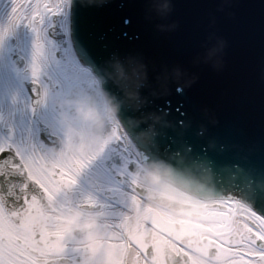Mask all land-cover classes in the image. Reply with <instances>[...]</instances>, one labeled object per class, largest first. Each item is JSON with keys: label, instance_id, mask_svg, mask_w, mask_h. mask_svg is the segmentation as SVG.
<instances>
[{"label": "water", "instance_id": "1", "mask_svg": "<svg viewBox=\"0 0 264 264\" xmlns=\"http://www.w3.org/2000/svg\"><path fill=\"white\" fill-rule=\"evenodd\" d=\"M154 1L155 0H95L94 2L100 4L102 12L100 16L93 18L97 24V29L93 35L98 38L94 41L88 36L87 30L83 28V22L81 23V17L78 12L81 6L75 5L74 10L77 12V15L74 21V31L77 44L80 48H83L81 50L85 60L87 62H92L95 68H98L102 72L105 81L104 90H107L112 96L113 101L117 103L116 106L120 112L121 118L127 121V129L134 135L136 141L150 152L147 163H159L161 165V173H163V171L173 172L174 178L180 184L196 190H198L202 182L205 181L204 177H208L207 181H211L214 175L212 172L214 169H212V167H215L217 172L218 170L220 171L219 176H216L215 182H213L216 185V191L221 193L224 190H233L236 188L246 192L247 195L254 194L253 196L257 199V202L263 205L264 166L261 164L251 166L245 165V162L239 159L235 162L231 160L228 162H221V160L218 159L217 152L214 151V146L206 140L204 142L199 140L201 132L197 129V123L194 122L190 125L188 120V122H186L187 125L180 130L173 128L174 125L170 124L176 123L178 117L182 115L184 110L182 112H176L175 115H168V118L163 114L164 111L168 109L167 100L162 98V93L170 86L168 85V81L171 83L175 82L178 87L180 86V89H182V82L178 84L176 82L178 76L174 74L175 71H169L170 66L167 55L159 56V58L154 60V64L156 63L162 69L158 71L157 74L151 72L150 68L153 61L150 60V56L154 53L152 47L149 45L153 44V42L155 44V42L165 40L166 38L169 39L168 41L173 40L175 42L178 40L175 37H180L175 34V29H170L168 26H166L165 29H157L156 23L154 22V17L156 18L154 15ZM248 1L230 0L228 5L224 6L223 20L225 23L229 24L231 27L238 22L240 18L239 10H243ZM103 8L107 11L104 14ZM156 15L160 14L156 12ZM260 15L261 11L256 12V20H258V22H261ZM60 18L61 14L52 16V24L48 29V34L56 42L55 57L58 62L62 63L65 61L64 51L66 48V37L59 26ZM126 18L129 20L128 23H125ZM179 18L180 17H177L176 21H178ZM207 23L209 24V20H207ZM208 24L205 26V30H203L204 33H207ZM258 26L264 29L263 22ZM239 28L242 29V25H240ZM218 33H220V31H217L215 35ZM148 38L151 39V41H149L150 43H146V39ZM11 42H13V40H11ZM170 44L171 43L168 42L166 46H170ZM213 44H215V42H213ZM219 49L220 47L216 46L214 48V54H218ZM85 52L88 53L87 57H85ZM261 55L262 53L260 56ZM146 58H148L147 61ZM11 59L16 68L19 69L23 67L24 60L20 57L15 48L13 49V53H11ZM260 59L264 60L262 56L260 58L256 54L252 57L253 62H257ZM216 60L217 56L210 59L211 62H215ZM229 60L230 59H228V61ZM144 61L146 62L142 64ZM117 62H121L120 65L123 68L122 76L117 74L115 67ZM235 64H237L235 61L232 63L227 62V65L230 67H233ZM130 66L142 70L143 73L150 78H153V75L156 74V79L163 80L162 85L159 84L157 87L155 85L154 99L151 95L144 98V96H146L144 92L130 79V74H134V71H129L128 67ZM187 66L189 67L188 71H190V74L186 73L180 77V80L183 81L184 84L183 92L187 97L182 101L180 100L183 102H180L181 106L188 105V103L192 101V97L197 99L201 95V93L197 91L200 89V85L206 81V77H204V79L200 78L201 74L197 75L198 71L194 70L196 69V65L190 63ZM231 71L232 76L238 73V70L235 69ZM28 74L29 71L25 70L24 75L28 76ZM227 77L229 79L224 81V83L229 86H234L236 80H230L232 77H230L229 74H227ZM22 83L27 88L31 100V113L37 121V127L40 130V139L46 145L51 146L53 152H56L61 144L60 137L50 134L48 126L36 118L41 99V86L36 81L25 80ZM156 88L160 90H156ZM222 90V88H215L213 90L214 92H212L211 88H206V85L203 84L202 92L203 94L210 93L213 99L216 98L217 100L218 96L215 95V93H219ZM128 91H134L136 95H129ZM156 91H159V93L156 94ZM176 95H178V93L170 94V96H173L172 99H174V97L176 98ZM130 96L131 98H129ZM90 100L98 107L100 96L92 90L90 92ZM175 101L179 102L178 99H175ZM168 114H172L171 110H168ZM170 129L173 131L172 133H170ZM3 131L9 138H13L10 128L3 127ZM112 134L111 122L107 118L100 135L109 137ZM147 138L155 140L157 146L148 142ZM164 139H166V141ZM161 145H164L163 150L158 148V146L162 147ZM229 147L230 145L225 148L228 149ZM242 156H244V153H241L240 157ZM221 157H223L224 161L229 160L226 155ZM208 159L210 161L207 163L210 164L209 166L211 168L209 167V171L202 175L201 172L205 171L203 163ZM128 169L139 177L143 176V171L134 163H131ZM14 171L17 174L15 179L16 187L20 189V191H14L6 185L5 189L0 191V196L9 204H14L23 195L21 185L27 184L31 185L28 191L34 195L39 194L41 196L40 203H44L45 194L36 188L37 182L28 177L25 167L22 165ZM191 173H196L200 176L192 175ZM5 181H7V175H5ZM204 184L205 187L211 186L209 183ZM33 189H36V191L33 192ZM136 190L142 195L149 193V191L142 188H136ZM156 201L174 209L189 207L187 204L165 197H161ZM166 254L168 256V261L172 264L175 258L174 253L168 250ZM49 264H54V262H50Z\"/></svg>", "mask_w": 264, "mask_h": 264}, {"label": "bare ground", "instance_id": "2", "mask_svg": "<svg viewBox=\"0 0 264 264\" xmlns=\"http://www.w3.org/2000/svg\"><path fill=\"white\" fill-rule=\"evenodd\" d=\"M35 2L36 0H0V102L1 99H4L8 101L7 105L5 106V104L3 105L4 108H8V116H4V108H2L1 104H0V124L1 126H7L10 127L12 130L16 129L18 132H22L25 134L26 139L24 141H22L21 138H19L18 140H13V142L20 144L23 147L28 148L29 146V150H33L34 153L36 155L39 156L40 160L42 159L41 153L39 152V145L35 144L36 142V138H34V136L36 137V129L34 126V122L31 118V116L29 115V112H25L23 113L20 109H16L13 110L12 107L18 102L22 103V106L24 104V99L28 100V97L25 93L21 92V86L19 85L18 81L16 80L15 76L12 73L11 70V66L9 64V61L7 59V52L9 50V48L13 47L17 50V52L19 53V55H22L20 52L25 48V46H23L21 40L23 37H25V35L30 32L31 30L34 31L33 25L30 23V17L31 14L34 10L35 7ZM69 0H60V10L58 12L55 13H62L63 17L60 20V26L61 28L64 30L66 36H68V19H67V12L69 9ZM55 3V0H54ZM23 15L25 16V21L23 22V25L20 27H15V19L18 15ZM54 14V13H53ZM51 16V15H50ZM50 16L45 20L44 22V26L43 28L40 30L39 34L41 39L43 40H47L45 34V26L46 24H48V21L50 19ZM30 26V27H28ZM10 38H14V43L13 45L9 44V39ZM66 54L68 56L72 55L74 58V52L72 51L71 46L68 43V47L66 49ZM74 68H75V72L77 73H81V72H85L84 68L77 62L75 61V63L73 64ZM50 76V75H49ZM50 78H52V82H57V80L55 79V76L52 75ZM56 80V81H55ZM38 82L41 83L42 85V89H43V96H42V101H41V107L43 105V102L45 101V87L44 84L42 83V81L38 80ZM12 87V89L14 90V92L12 93V98L13 100H10L9 95V87ZM24 94V96H23ZM101 112L104 113H108V109L107 107L103 108L101 107L99 109ZM20 111L21 115H16L19 114L18 112ZM42 109L40 108L39 110V114L38 117L39 119L45 123L49 128L50 131H52L53 134L55 135H59V131L58 129H56V127L54 126L53 122L50 120V118L45 117V115L42 114ZM112 114H107L108 117H111ZM119 124H117V128L119 129ZM120 136L122 137V139L120 140H116V139H112L109 141V144H111L112 142H117L121 145H123L124 150L123 153L124 155L126 153H131V158L130 160H134L135 162H137L138 164H141L140 161V153H137L136 148H134V146L130 143L129 139L125 136V134H123L122 130L121 133H119ZM114 136V135H113ZM0 138H2L4 140V138H6L1 130H0ZM102 140H106L108 138H103L100 137ZM101 139L99 141H101ZM29 142V145H28ZM28 145V146H27ZM63 149V148H62ZM60 156L61 155H56L54 158V162L56 161H61L60 160ZM163 180H159L155 186H151V185H146V187H149L151 189V191L157 195H162V196H167V197H171L177 200H180L182 202H187L193 205H205V204H210V203H220V204H227L229 203L232 206V210L231 213H227V212H222L220 211L219 216H216V212L214 210H209L208 212H206L203 215V220L204 222H196L194 220L191 219H187V221L192 222V223H196L199 227V229H201L204 237L206 238H211L213 240L216 241L217 238H215L216 235L214 234H224V233H230L232 232V226H229L226 223H218L217 220L219 219V217H222L223 219L230 214V218L233 219L235 216H240L236 221H232V224H234L235 222H238L239 225L245 227V228H249L251 231H253L257 236H259L261 239L264 240V238H262L260 235H258L259 233H264V228L262 227L260 221L261 219L258 218L246 205H240V203L236 200L233 199L232 201H229L227 203L222 202V201H213V202H203L202 200H199L197 198H194L190 195L185 194L183 191H181L180 189L167 184L165 182H161ZM115 182L112 181V179L110 180V178L107 177H95L94 181H93V185L95 186H107V187H111L114 185ZM116 184V183H115ZM81 186V194H75L76 197L79 198L80 203H84V200L86 197L91 196L93 198V200L95 201V204H100V205H105L106 207H109L107 209H103L102 211L99 212H92V213H96L99 217L98 219V223H108V219L107 217L111 214V212H114L116 209L115 207H111V204L108 202H104L105 199L98 195L95 194L93 192H91L90 190H85L84 186ZM145 203L153 210L157 211L161 216H163V218L168 221V222H172V221H178L180 219H182V217L180 216L179 213L171 211L169 209H164L154 203H150L148 201H145ZM75 204H79V203H75ZM87 204V203H86ZM80 205V204H79ZM243 210L239 211V208H242ZM72 209H77V208H73V205L71 203H64V202H60L57 197H53V204L51 206V210H53L54 212H56V217H52V216H45L47 222H48V226H47V232L51 233V234H57L58 232H61L63 234L66 233V231L64 230V228L61 226L60 221L63 219V213L65 212H69ZM86 213H88L87 211H85ZM46 213V212H44ZM218 217V218H217ZM208 221H213V222H208ZM250 223H257L259 227L254 228L250 225ZM109 224V223H108ZM130 233V231H129ZM223 236V235H222ZM130 237V236H129ZM246 237H243L242 239H240L237 243H233V244H229L227 242H220L215 243L216 245V249L220 252V253H227L228 256L226 257H208L206 256L205 252H201L198 253L196 251H193V249L188 250V253L191 257V261L193 264H232L233 259H235L236 257L233 255L234 253L236 254H243L246 257H250L253 261H255V264H264V255H253L252 253H256V252H264V249L258 247L254 241L252 243L251 246H246ZM218 240V239H217ZM112 243V242H111ZM120 244V243H119ZM171 245L174 248H180L179 245L175 242H172ZM134 246H132V244L130 243H126L125 245V250H124V254L121 257L120 253H118V255L115 256L116 262H118L117 264H145L144 262H140L139 257L137 255V251H135V249L133 248ZM135 252L134 254V260L133 262H130L129 256L130 253ZM129 255V256H128ZM120 257V258H119ZM118 259V260H117ZM45 260V258L40 257L39 259V264H43V261ZM104 264H108V262H105Z\"/></svg>", "mask_w": 264, "mask_h": 264}, {"label": "snow or ice", "instance_id": "3", "mask_svg": "<svg viewBox=\"0 0 264 264\" xmlns=\"http://www.w3.org/2000/svg\"><path fill=\"white\" fill-rule=\"evenodd\" d=\"M59 10L60 0H55V3L54 0H36L30 17L34 30L39 33L45 20ZM128 22L129 20L126 18L125 23ZM40 47V43L37 41V55H39ZM87 56L88 53L85 52V57ZM176 110L181 111V106L177 105ZM112 139H122L118 129L113 137L106 139L105 144ZM94 155L73 157L67 161H56L47 167H42L39 156L33 150H29L13 141L5 143L0 138V191H3L6 185L14 191H20L16 187L17 174L14 170L23 165L25 170L35 177L37 181L36 188L49 197H55L79 183L82 173ZM130 158L131 153H126L125 164L129 163ZM5 175H7V181H5ZM30 187L31 185L27 184L21 185L23 195L14 204H9L0 196V264H39L41 256L61 253L67 248L68 240L63 233L58 232L54 236H43L33 224L31 220L33 213H38L42 217L47 214L40 208L41 196L30 193L28 191ZM35 191L36 189H33V192ZM84 203L91 205L95 201L91 196H88L85 198ZM21 218H23V223H21ZM105 234L109 235L114 250H118L121 233L113 232L111 228L105 226ZM258 235L264 238V233ZM32 241L38 242L40 247L33 249ZM245 243L246 246H251L253 243L252 237H247ZM252 254L264 255V252ZM233 255L236 258L233 259L232 264H255V261L243 254L234 253Z\"/></svg>", "mask_w": 264, "mask_h": 264}, {"label": "rangeland", "instance_id": "4", "mask_svg": "<svg viewBox=\"0 0 264 264\" xmlns=\"http://www.w3.org/2000/svg\"><path fill=\"white\" fill-rule=\"evenodd\" d=\"M25 16L23 15H18L15 19V27H18V25L22 26L23 25V22L25 21ZM31 23V22H30ZM32 24V23H31ZM45 25V24H44ZM50 25V21H48V24H46L45 26V36L47 38V40H43L40 37V29L39 33H37L36 30H31L30 32H28L25 37L22 38L21 42L23 44V46H25V48L20 52L25 58H26V64L27 66L31 69V73L33 75H38L39 77L38 78H41V80L44 81V86H45V101L43 102V105L41 107L42 109V114L45 115V117L47 118H50V120L53 122L54 126L56 127V129H58V131L62 134L63 138H64V142L67 141V140H70L72 139V136L66 131L67 129V125L65 123V120H64V115L65 113H67L65 110H62L60 106H58V108L60 107V110H58L56 107H55V103H54V100L52 98V94L54 93L55 94V97H56V100L59 99V98H62L65 93L64 92H67V91H70L71 90H74L75 89V84H79V83H84V85H82V87H84V90L85 91L86 89H89L90 88V85H91V81L88 74L85 73H75V72H72L70 74H65V73H62L61 71L58 70L57 68V65H55V63L53 62L52 60V57H51V54L53 52V41L48 37L46 31L48 29ZM30 27V26H28ZM34 28V26H33ZM37 41H39L40 43V51H39V55H37L36 53V44H37ZM68 63L69 65H72L75 60L73 57H68ZM36 66V67H34ZM74 70V68H73ZM51 73L52 75L55 76V79L57 80V82H54L53 83H48L47 82V78L48 76L50 75L51 76ZM49 76V77H50ZM55 80V81H56ZM70 80V81H68ZM69 82L67 83V85L65 86V82ZM55 83V84H54ZM65 89V90H63ZM21 92L22 93H25V89L23 87H21ZM82 91V90H81ZM9 97H10V100H13V98L11 97L12 96V93L14 92V90L12 89V87L10 86L9 87ZM64 94V95H63ZM24 96V94H23ZM8 101L4 99H1V106L2 108H4V104L5 106L7 105ZM8 108H4V116H8L9 113H8ZM13 110H18L20 109L23 113L29 111L30 109V102L26 99H24V104L22 106V103L21 102H17L13 107H12ZM19 114H16V115H21L20 111L18 112ZM82 123V121H80ZM78 119H75L73 118V123L76 127L78 128H81V126H85L87 125L86 123H80ZM1 123V122H0ZM0 127H1V124H0ZM87 128V126H86ZM14 133H15V139L19 141V138L22 139V141L25 140V134L22 132H18L16 129H14ZM34 138H36L34 136ZM4 141L5 143L9 142V140H7L6 138H4ZM35 144H38V141L36 140ZM39 144L40 141H39ZM29 145V143H28ZM27 145V146H28ZM28 149H29V146H28ZM95 149H99V150H95ZM95 152V153H94ZM103 152H105L104 148L102 146H96L94 145L90 150L86 151V152H83V153H66L64 155H61L60 156V160L61 161H67V160H70L71 158L73 157H88L90 155H93V159L88 163L87 167L85 168L84 171H88L86 172V174L88 176H105V177H108V174L106 173V167H107V163H106V160H105V157L107 158L108 154L105 155ZM100 153V155H98ZM49 154V153H48ZM96 157H100L101 159H98V160H95ZM41 166L43 167L42 163H41ZM109 167H115L114 165H108ZM117 173H123L122 170H119L117 169L116 170ZM30 175L35 178L31 173ZM91 181H90V185H91ZM125 191H128L129 193L131 192L128 188H124ZM74 193V192H73ZM118 194L121 196L120 192H118ZM132 194V195H131ZM58 197V200L60 202H69L71 200H74V196H72L71 194L68 195V192L65 191V192H61L59 194L56 195ZM124 198V197H123ZM133 193L131 192L129 196H127V200H133ZM138 201H140V204L139 206H141V210H139V219L142 223H145V221L148 219V218H151L152 220H154V217L155 216H159L157 212H151L147 206L144 205V200H140L138 199ZM138 204V203H137ZM151 213V214H150ZM33 224L37 227L38 231L43 235L45 236V232L43 230V227L38 225V217H33L31 218ZM21 223H23V218H21ZM139 227V225H137V228ZM32 246H35L36 244V241H32ZM40 247V246H39ZM38 247V248H39ZM64 252V251H63ZM58 254V253H57ZM57 254H52V255H57ZM60 254V253H59ZM46 257L50 256V255H45Z\"/></svg>", "mask_w": 264, "mask_h": 264}, {"label": "clouds", "instance_id": "5", "mask_svg": "<svg viewBox=\"0 0 264 264\" xmlns=\"http://www.w3.org/2000/svg\"><path fill=\"white\" fill-rule=\"evenodd\" d=\"M118 75H123V68L117 62L115 65ZM127 83V82H126ZM129 95H136L134 91H128ZM63 104L69 106L70 113H65L64 120L67 125L66 131L72 136V139L64 142L63 149L57 150L58 155L66 153H83L90 150L100 140V133L107 119V114L101 112L95 103L84 98H70L63 101ZM115 111L114 107H109L108 114ZM73 118L78 119L88 125V128H78L73 123ZM162 178L161 165L152 162L144 165L142 179L148 183H155ZM61 226L69 234L76 232L89 233L94 229L98 222L96 213L81 209H72L62 214Z\"/></svg>", "mask_w": 264, "mask_h": 264}, {"label": "flooded vegetation", "instance_id": "6", "mask_svg": "<svg viewBox=\"0 0 264 264\" xmlns=\"http://www.w3.org/2000/svg\"><path fill=\"white\" fill-rule=\"evenodd\" d=\"M72 93H70V97H71ZM62 101H64L63 98H61ZM165 230L167 231V233L169 235H172V236H175V237H178V236H183V235H186V236H191V228H190V225H187V224H184V225H179V224H176V225H173V227H169V228H165ZM143 234L144 232L140 229L139 230V237L138 239H141L143 237ZM156 240V237L155 239ZM162 244V240L161 241H156L153 245V250L155 251H159L160 250V245ZM158 255L159 254H154V259L155 258H158ZM162 257V256H161ZM155 262V261H154ZM191 264V263H190Z\"/></svg>", "mask_w": 264, "mask_h": 264}]
</instances>
